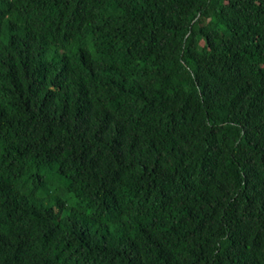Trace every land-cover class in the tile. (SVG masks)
Wrapping results in <instances>:
<instances>
[{"label":"trees","instance_id":"trees-1","mask_svg":"<svg viewBox=\"0 0 264 264\" xmlns=\"http://www.w3.org/2000/svg\"><path fill=\"white\" fill-rule=\"evenodd\" d=\"M0 264H264V0H0Z\"/></svg>","mask_w":264,"mask_h":264},{"label":"rangeland","instance_id":"rangeland-1","mask_svg":"<svg viewBox=\"0 0 264 264\" xmlns=\"http://www.w3.org/2000/svg\"><path fill=\"white\" fill-rule=\"evenodd\" d=\"M46 176L49 177L50 180H54V179H55V176L52 175V174H49V175H46ZM51 190H52V188H51ZM53 194H54V193H50V194H47V195H43L42 193H40L39 195H40V196H43V197H45V198H49V197H51V195H53ZM61 198L68 199V200H67V206H68V210H67V212H68L69 210L73 209V208H77V203H76V201H75V198H73L72 196L63 195V196H61ZM46 203H47V202H46ZM54 205H55V204H54ZM67 212H66V214H67Z\"/></svg>","mask_w":264,"mask_h":264},{"label":"bare ground","instance_id":"bare-ground-1","mask_svg":"<svg viewBox=\"0 0 264 264\" xmlns=\"http://www.w3.org/2000/svg\"><path fill=\"white\" fill-rule=\"evenodd\" d=\"M8 31V30H7ZM9 37H11V36H9Z\"/></svg>","mask_w":264,"mask_h":264}]
</instances>
